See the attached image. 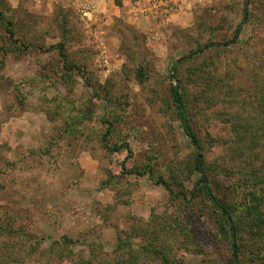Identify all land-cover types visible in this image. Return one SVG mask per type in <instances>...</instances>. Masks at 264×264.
Listing matches in <instances>:
<instances>
[{"label":"rangeland","instance_id":"1","mask_svg":"<svg viewBox=\"0 0 264 264\" xmlns=\"http://www.w3.org/2000/svg\"><path fill=\"white\" fill-rule=\"evenodd\" d=\"M121 1L0 0L16 33L0 21V223L23 234L27 264H128L119 233L141 264L161 262L142 251L148 242L176 264H234V244L238 264H264L246 215L264 183L244 175L264 162V141L240 142L226 120L237 104L256 116L243 100L264 77V0L246 6L248 20L246 0ZM239 26V44L207 47ZM61 43L80 69L65 67ZM175 67L213 193L239 213L238 239L205 196L175 199L158 182L189 199L200 178L171 95Z\"/></svg>","mask_w":264,"mask_h":264},{"label":"trees","instance_id":"2","mask_svg":"<svg viewBox=\"0 0 264 264\" xmlns=\"http://www.w3.org/2000/svg\"><path fill=\"white\" fill-rule=\"evenodd\" d=\"M117 5H121V0H116ZM251 2V0H246L245 3V20H248V9L246 6ZM5 12L0 9V21L5 24V31L7 34L12 38L15 36V31L12 28L14 23L12 21H8ZM242 29L239 26L236 30L235 36L232 40L227 41L226 43H209L207 47L209 48H229L231 46L237 45L240 43V36H241ZM60 51L59 55L63 60L65 67L72 70V69H80L79 66L76 64H69L68 63V56L65 49V44L61 43L59 45ZM7 50V49H6ZM21 51V48H19ZM8 51V50H7ZM175 70V76H172L173 80L177 82V85L171 86V95L173 101L177 108V113L179 119L181 121L184 133L190 139L195 151H194V160H195V170L199 173L200 178L197 182V185L194 190H192L190 194V198L187 199V195L180 191L175 192L170 183L163 179L159 178V184H162L171 194H173V198H182L183 200L191 201L197 196H205L212 207H214L217 211L218 215V222L223 232H229L233 239L240 238V227L236 223V216L239 214L236 211L235 207L227 203L226 201L218 198L213 193V187L210 181L208 180V174L210 170L206 167L205 162V155L202 151V146L198 135L196 134L193 126L191 125V120L187 117L188 111V103L185 96V88L183 85V80L176 75L177 68H173ZM141 78H144L143 73H140ZM257 95L254 97H250L249 99L245 98L244 102H255L256 105L254 107L256 116H243L242 113L247 112L248 106L242 105L237 106V110H233L234 107L231 108V112L227 115V122L232 124L233 132H235L238 136L240 142H246L248 138L253 140V144L256 145L255 142H263L264 141V77L261 81L258 82V88L256 89ZM232 104V103H231ZM249 114V113H248ZM242 115V116H241ZM112 123L109 124L111 127ZM111 133L110 128L108 129L107 134ZM243 136V137H242ZM104 146L106 149L111 150L113 152L121 151L120 147H110L108 142L104 140ZM153 168L148 167L147 170L144 171H131L129 174H133L136 176H145L147 174H153ZM247 178L248 183H264V162H262L259 168H254L251 173L244 174ZM175 195V196H174ZM251 204L246 209V215L248 217L249 223H251L249 229L251 231H255L258 234V239L264 240V195H252L250 199ZM156 236V235H155ZM23 237V234H17L10 226L7 224L0 223V264H27L22 256H20V245L16 243L15 240ZM66 245L72 244L73 242L71 239H66L64 242ZM18 244V245H16ZM133 239H127L122 236L121 233L118 234V244L115 248V252L121 253L124 252L127 254L126 262L128 264H141L143 260L142 254L135 252L133 249ZM149 246L141 247L142 251L145 253H150L153 250L154 256H158L161 258L160 264H176L174 260H171L166 252L159 248H153L154 244L148 242ZM18 246V248H16ZM33 250V249H32ZM235 255H234V264H237L236 259L237 255H240L242 249L240 245L235 244ZM34 252V251H33ZM260 257V256H259ZM89 264H92L88 262Z\"/></svg>","mask_w":264,"mask_h":264},{"label":"water","instance_id":"3","mask_svg":"<svg viewBox=\"0 0 264 264\" xmlns=\"http://www.w3.org/2000/svg\"><path fill=\"white\" fill-rule=\"evenodd\" d=\"M233 251H234V253H236V251H235V244L233 245ZM236 262H237V264H238L237 259H236Z\"/></svg>","mask_w":264,"mask_h":264},{"label":"built area","instance_id":"4","mask_svg":"<svg viewBox=\"0 0 264 264\" xmlns=\"http://www.w3.org/2000/svg\"><path fill=\"white\" fill-rule=\"evenodd\" d=\"M88 14H89V12L86 11V12L84 13V16L88 17Z\"/></svg>","mask_w":264,"mask_h":264},{"label":"crops","instance_id":"5","mask_svg":"<svg viewBox=\"0 0 264 264\" xmlns=\"http://www.w3.org/2000/svg\"><path fill=\"white\" fill-rule=\"evenodd\" d=\"M131 11V10H130Z\"/></svg>","mask_w":264,"mask_h":264}]
</instances>
